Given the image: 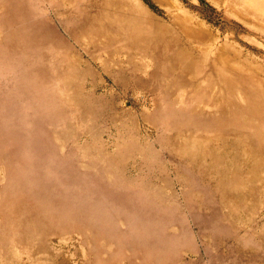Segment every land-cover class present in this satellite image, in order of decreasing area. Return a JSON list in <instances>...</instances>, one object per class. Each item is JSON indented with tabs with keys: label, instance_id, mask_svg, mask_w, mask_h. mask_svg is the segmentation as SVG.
Returning <instances> with one entry per match:
<instances>
[{
	"label": "rangeland",
	"instance_id": "1",
	"mask_svg": "<svg viewBox=\"0 0 264 264\" xmlns=\"http://www.w3.org/2000/svg\"><path fill=\"white\" fill-rule=\"evenodd\" d=\"M0 264H264V0H0Z\"/></svg>",
	"mask_w": 264,
	"mask_h": 264
}]
</instances>
